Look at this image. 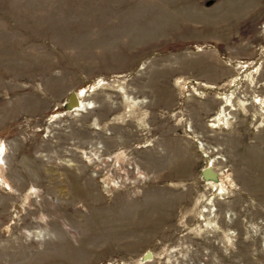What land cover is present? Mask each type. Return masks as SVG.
Masks as SVG:
<instances>
[{"label":"rangeland","instance_id":"rangeland-1","mask_svg":"<svg viewBox=\"0 0 264 264\" xmlns=\"http://www.w3.org/2000/svg\"><path fill=\"white\" fill-rule=\"evenodd\" d=\"M0 264H264V0H0Z\"/></svg>","mask_w":264,"mask_h":264},{"label":"water","instance_id":"water-1","mask_svg":"<svg viewBox=\"0 0 264 264\" xmlns=\"http://www.w3.org/2000/svg\"><path fill=\"white\" fill-rule=\"evenodd\" d=\"M76 99L73 97V96H71V101H72V107L75 105V104H73V102L75 101ZM202 176H203V178L204 179H206V180H213V179H215V177H216V174L215 173H213V171L210 169V168H205L203 171H202ZM150 258V254L149 253H147L146 254V256H144V260H148Z\"/></svg>","mask_w":264,"mask_h":264},{"label":"bare ground","instance_id":"bare-ground-1","mask_svg":"<svg viewBox=\"0 0 264 264\" xmlns=\"http://www.w3.org/2000/svg\"><path fill=\"white\" fill-rule=\"evenodd\" d=\"M75 106H73V108H74ZM77 108L75 109L76 111H82V106H81V104L79 105V106H76Z\"/></svg>","mask_w":264,"mask_h":264}]
</instances>
